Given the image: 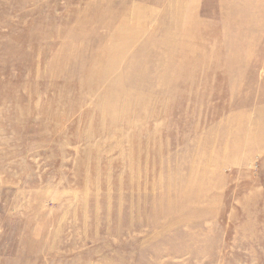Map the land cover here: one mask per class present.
<instances>
[{
	"label": "rangeland",
	"instance_id": "374dc122",
	"mask_svg": "<svg viewBox=\"0 0 264 264\" xmlns=\"http://www.w3.org/2000/svg\"><path fill=\"white\" fill-rule=\"evenodd\" d=\"M0 264H264V0H0Z\"/></svg>",
	"mask_w": 264,
	"mask_h": 264
},
{
	"label": "bare ground",
	"instance_id": "6f19581e",
	"mask_svg": "<svg viewBox=\"0 0 264 264\" xmlns=\"http://www.w3.org/2000/svg\"><path fill=\"white\" fill-rule=\"evenodd\" d=\"M125 8V4L121 7V9H120V11L119 12H121L123 9ZM121 29H123V27H121ZM141 36H140V34H137V37H134V38H132L131 39V37L130 38H124L122 41L120 40V43H121V45H123V47H127V46H129V45H131L132 44V42H134V41H137L139 38H140ZM119 40H117V42H118ZM116 42V43H117ZM208 43V42H207ZM221 43V42H220ZM209 44V43H208ZM115 62H118L117 60H115ZM119 108H121L122 109V112H119V113H122L123 115H125L126 114V112L124 111V108L122 107V106H119ZM118 111V110H117ZM118 113V114H119ZM143 134V133H142ZM118 151V150H117ZM126 160V159H125ZM147 186H148V184H147ZM147 188V187H146Z\"/></svg>",
	"mask_w": 264,
	"mask_h": 264
}]
</instances>
